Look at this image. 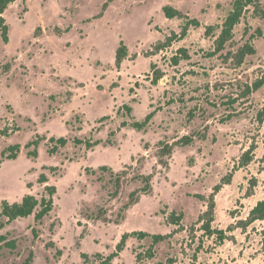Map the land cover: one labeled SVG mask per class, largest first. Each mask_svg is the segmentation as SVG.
I'll use <instances>...</instances> for the list:
<instances>
[{
    "label": "rangeland",
    "instance_id": "1",
    "mask_svg": "<svg viewBox=\"0 0 264 264\" xmlns=\"http://www.w3.org/2000/svg\"><path fill=\"white\" fill-rule=\"evenodd\" d=\"M233 1L112 0L103 12L108 0H18L7 9L9 43L0 31V160L10 146L21 150L16 160L0 163V209L2 201L26 195L41 200L42 174L58 193L42 222L31 216L0 230L6 238L0 264H86L82 254L93 262L96 254L114 252L124 233L172 234L173 212L184 215L182 229L154 247L153 259L145 258L152 240L133 238L113 264H264V222L235 229L222 244L198 223L214 187L230 174L231 184L216 196L214 228L246 220L264 200V85L245 94L264 76V0L256 11L247 9L226 49L211 56ZM165 6L199 26L155 53L186 22L167 19ZM122 43L128 57L118 67ZM246 44L255 54L238 66L235 55ZM180 49L187 57L175 62ZM156 71L163 75L158 84ZM151 113L148 126L133 127ZM185 136L193 143L175 147L163 166L160 144ZM38 137L33 158L35 147L26 146ZM52 137L69 140L55 155ZM246 152L252 160L242 166ZM124 170L116 196L114 175ZM148 175L151 193L126 210L130 194L144 187L135 178Z\"/></svg>",
    "mask_w": 264,
    "mask_h": 264
},
{
    "label": "trees",
    "instance_id": "2",
    "mask_svg": "<svg viewBox=\"0 0 264 264\" xmlns=\"http://www.w3.org/2000/svg\"><path fill=\"white\" fill-rule=\"evenodd\" d=\"M18 0H0V31L1 36L5 43H9V37H8V25L6 24V20L4 18V14L7 11V9L14 3H16ZM112 0H108L103 5V12H105L109 4ZM260 4L258 3V0H234L232 3V10L230 11L229 15L224 20L220 33L218 37L215 40L214 44V51L211 53V56H216L219 53H222L226 49V45L232 41L233 39V33L237 25L240 24L245 12L250 6L255 7L256 9H259ZM263 12V10L261 11ZM163 13L165 14L167 19H186L185 24L182 26L181 32L179 34L173 33L170 37H167L164 42H160L155 47V53L160 52L163 49H166L170 47L174 41L184 39L189 30L192 27H198L199 23L196 20H190L186 16H184L180 11L176 10L175 8L171 6H165L163 8ZM99 17H102V14L99 15ZM214 29L212 27H208L207 32L210 33ZM179 56H176L174 58L175 62H179L181 60V56L187 57V51L185 49H180L178 52ZM255 54V49L250 44L244 45L242 48L239 49L238 53L235 55V60L238 66H241L244 63V60L247 56ZM128 57V48L123 43L120 45V47L116 51V65L119 67L123 61ZM153 83L158 84L160 79L163 77L162 73L159 71H156L154 74ZM264 85V76L262 79L258 80L257 82L253 83L252 86H246L245 88V94L251 95L254 92L258 91L261 87ZM129 110V109H128ZM154 114L151 113L146 116L145 120L141 123H134L133 127L137 129H143L146 126L149 125L153 118ZM261 116L264 117V110L261 112ZM42 140L38 137L33 142H30L26 147L29 149L30 147L34 146L35 150L32 152H29L28 155L30 157L36 158L38 156L37 148ZM68 139L66 137H60L55 138L52 137L49 139L50 144L52 147L49 149L50 155H55L58 148L65 147L68 144ZM194 137L193 136H185L181 140L173 143V144H160L159 147V157L161 164L164 166H167V162H164L162 159L170 156L175 147H183V146H189L193 143ZM75 143L78 144H85L88 148H91L93 145H98V142L95 144H92L91 142H83L81 140H75ZM21 147L19 145H14L6 148L2 152V160H0V163H2L3 159L7 160H16L18 157V154L20 153ZM252 160L251 152H246L242 157V166L248 165V163ZM102 171L109 170L107 167H101ZM127 171L124 170L121 173L115 174L114 178V186H115V195H119L121 192L126 178H127ZM136 180H140L144 187L140 190H136L132 192L129 196V202L125 206V209L127 210L132 205L139 202L140 194L148 195L152 191V176H138L135 178ZM233 176L232 174L226 176L220 184L214 187L213 193L210 195V197L207 199V210L200 216L198 223L201 224V231H203L204 235L206 237H215L216 241L219 244L224 243L225 241H228L232 239V236H229L228 233L233 232L235 229H241L243 231H246L251 225L257 222H264V200L259 201L256 206L250 211L248 218L246 220H241L237 222V224L230 226L228 230H219L213 227V224L215 222V210H216V196L217 194L223 189L224 186L230 185L232 182ZM39 183L45 185V196L42 197L41 200H38L33 195H26L23 197V199L20 202L10 203L7 200H4L1 202V209H0V230H3L9 223L16 221L18 219H25L29 218L31 216H34L36 222H42L45 217L49 216L51 212L54 209V198L58 193V189L54 185L49 184V179L46 174H42L39 177ZM253 184L250 187V190L248 191L247 195L252 196L253 195V189L256 187V182L253 181ZM203 201L206 199L204 197H201ZM102 216V212L99 213L98 217ZM184 219V215L180 214L177 215L175 212H173L168 217L169 224L178 227L177 230H175L170 235H161V234H149L147 232L142 231H135L132 233H124L119 241V243L116 245L114 252L111 254L104 256L102 254H96V260L93 262H90V257L87 254H82L81 257L84 260L86 264H113L116 259H118L121 255V253L126 249L127 243L130 239H137L139 241L145 240L147 238H150L152 240V245L148 249L147 253L145 254V258L147 259H153L155 257L154 247L164 243L165 241L172 238V236L179 231V229H182V221ZM262 245L264 248V230L262 231ZM6 238L4 236H0V243L4 241ZM9 245V244H7ZM32 256L29 258V261H31ZM136 261L138 263L143 261V256L141 254L136 255Z\"/></svg>",
    "mask_w": 264,
    "mask_h": 264
}]
</instances>
